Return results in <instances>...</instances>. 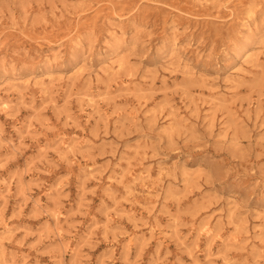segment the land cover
Returning <instances> with one entry per match:
<instances>
[{
	"label": "rangeland",
	"instance_id": "374dc122",
	"mask_svg": "<svg viewBox=\"0 0 264 264\" xmlns=\"http://www.w3.org/2000/svg\"><path fill=\"white\" fill-rule=\"evenodd\" d=\"M0 264H264V0H0Z\"/></svg>",
	"mask_w": 264,
	"mask_h": 264
},
{
	"label": "bare ground",
	"instance_id": "6f19581e",
	"mask_svg": "<svg viewBox=\"0 0 264 264\" xmlns=\"http://www.w3.org/2000/svg\"><path fill=\"white\" fill-rule=\"evenodd\" d=\"M253 11H254V9H253ZM4 103H6V102H4ZM7 106H8V105H7ZM4 108H5V107H4ZM6 108H7V107H6ZM65 146H66V145H65ZM152 188H153V187H152ZM149 191H150V190H149ZM207 225H208V224H207ZM212 228H213V227H212ZM209 231H210V230H209ZM210 233H211V232H210ZM210 233H209V234H210Z\"/></svg>",
	"mask_w": 264,
	"mask_h": 264
}]
</instances>
